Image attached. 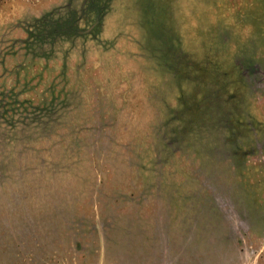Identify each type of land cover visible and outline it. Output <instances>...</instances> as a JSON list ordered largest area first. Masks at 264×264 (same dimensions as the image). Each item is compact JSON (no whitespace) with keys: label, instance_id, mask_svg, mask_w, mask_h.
Instances as JSON below:
<instances>
[{"label":"rangeland","instance_id":"374dc122","mask_svg":"<svg viewBox=\"0 0 264 264\" xmlns=\"http://www.w3.org/2000/svg\"><path fill=\"white\" fill-rule=\"evenodd\" d=\"M0 264H264V0H0Z\"/></svg>","mask_w":264,"mask_h":264}]
</instances>
